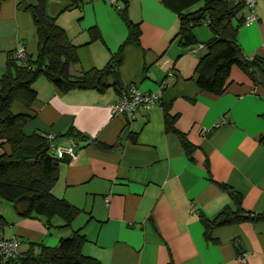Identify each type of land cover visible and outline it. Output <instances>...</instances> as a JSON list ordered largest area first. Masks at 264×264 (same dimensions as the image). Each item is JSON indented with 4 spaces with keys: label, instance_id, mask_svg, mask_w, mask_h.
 <instances>
[{
    "label": "crops",
    "instance_id": "crops-1",
    "mask_svg": "<svg viewBox=\"0 0 264 264\" xmlns=\"http://www.w3.org/2000/svg\"><path fill=\"white\" fill-rule=\"evenodd\" d=\"M38 1L0 0V74L18 45L31 59L36 56L29 9ZM44 1L47 16L75 48L72 76L103 69L128 37L119 0V9L107 0ZM248 14L241 9L233 25ZM254 14L255 22L239 27L237 41L248 58H264V0H255ZM127 16L139 36L123 48L120 84L141 93L163 85L161 101L127 121L110 111L118 94L112 87L62 93L38 78L31 107L16 103L12 111L29 115L26 135L52 134L64 145L71 140L62 136L69 129L83 137L75 141L76 159L59 162L50 191L78 213L61 228L59 217L49 223L42 216L21 218L0 202L8 221L0 241L18 239L21 253L29 243L55 247L79 232L85 237L81 253L94 264H264V222L212 228L208 236L202 224L233 207L229 190L241 195L245 211L264 213V82L254 84L233 67L222 95L203 92L196 86V67L213 38L209 26L193 28L195 43L186 46L178 17L161 0H127ZM166 114L175 133H164ZM221 119L225 124L219 125ZM92 141L119 146L104 152ZM242 256L244 263L238 261Z\"/></svg>",
    "mask_w": 264,
    "mask_h": 264
},
{
    "label": "trees",
    "instance_id": "trees-1",
    "mask_svg": "<svg viewBox=\"0 0 264 264\" xmlns=\"http://www.w3.org/2000/svg\"><path fill=\"white\" fill-rule=\"evenodd\" d=\"M161 1L178 17L179 35L184 45L195 43L191 32L199 25L207 24L213 32V38L205 44L207 53L196 67V86L199 90L215 96L222 95L230 83L233 67L243 71L254 84L264 82V58L258 55L248 58L237 41L238 29L244 18H240L236 25L232 21L237 12L244 9L242 5L229 4L226 0ZM198 3H202L199 9L189 11ZM29 10L38 40L37 54L34 59L28 57L26 63H21L13 53L0 74V201L10 204L21 218L42 216L49 223L52 217H59L64 222L61 228H64L70 225L78 210L64 200L53 197L50 192L62 159H57L51 152V142L46 135H26L23 132L30 117L27 113H13V105L18 103L27 109L31 107L36 100L33 84L40 77L47 79L62 93L72 90L102 92L112 87L119 94L124 88L119 79L122 51L124 46L138 42L139 30L128 19L127 2L123 3V8L118 12L129 30L128 37L103 69L84 71L75 77L70 74V67L78 62L75 48L55 20L47 16L45 1L39 0ZM166 115L164 133H175L174 120ZM62 136L74 142L83 140L72 129ZM260 141H264V135ZM91 143L104 152H111L119 146L118 143L115 146H106L97 141ZM186 150L190 151L188 147ZM229 194L233 207L224 208L212 220L202 219L205 236L212 228L245 221L264 222V213L245 211L241 195L230 190ZM7 225V219L0 215V231ZM84 242L85 237L74 232L69 237L61 238L55 247L29 243L25 251L17 252L6 261L0 257V264H94L81 253Z\"/></svg>",
    "mask_w": 264,
    "mask_h": 264
},
{
    "label": "built area",
    "instance_id": "built-area-1",
    "mask_svg": "<svg viewBox=\"0 0 264 264\" xmlns=\"http://www.w3.org/2000/svg\"><path fill=\"white\" fill-rule=\"evenodd\" d=\"M115 8H118L117 0H107ZM233 5H242L249 14L245 17L243 25H249L257 20L254 14L255 0H232ZM14 56L21 63L28 61L25 48L22 45H18L14 51ZM164 86H160L157 91L152 93H141L135 85H129L124 87L119 94H117L116 100L110 106V111L115 116L125 118L127 121L133 118L134 112L138 109H150L154 105L161 101L162 91ZM225 124V121L221 119L219 125ZM47 140L51 142L50 150L56 156L57 159H63L65 156L68 157L69 161L76 159V154L73 151L75 146L74 141H69L68 144L64 145L58 143L56 138L52 134L46 135ZM105 203H109L110 197H105ZM191 213H194L193 209H190ZM19 248V241L16 238L1 240L0 241V257L2 261H6L12 258ZM240 263L245 262V257L238 259Z\"/></svg>",
    "mask_w": 264,
    "mask_h": 264
},
{
    "label": "rangeland",
    "instance_id": "rangeland-1",
    "mask_svg": "<svg viewBox=\"0 0 264 264\" xmlns=\"http://www.w3.org/2000/svg\"><path fill=\"white\" fill-rule=\"evenodd\" d=\"M0 202H1V203H5V202H2V201H0ZM5 205H10V204H8V203L6 204V203H5ZM18 251H19V248H18Z\"/></svg>",
    "mask_w": 264,
    "mask_h": 264
},
{
    "label": "water",
    "instance_id": "water-1",
    "mask_svg": "<svg viewBox=\"0 0 264 264\" xmlns=\"http://www.w3.org/2000/svg\"><path fill=\"white\" fill-rule=\"evenodd\" d=\"M119 1H121V2H123V3L127 2V0H119Z\"/></svg>",
    "mask_w": 264,
    "mask_h": 264
}]
</instances>
